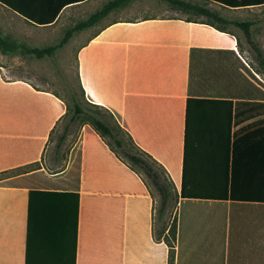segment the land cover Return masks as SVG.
Here are the masks:
<instances>
[{
    "label": "crops",
    "instance_id": "0c3cea01",
    "mask_svg": "<svg viewBox=\"0 0 264 264\" xmlns=\"http://www.w3.org/2000/svg\"><path fill=\"white\" fill-rule=\"evenodd\" d=\"M7 1L48 18L66 0ZM95 1L63 6L49 24H35L0 3V26H66L98 11L87 9ZM185 1L239 21H251L240 11L264 8ZM119 11L89 28L98 29L77 48L79 81L86 99L113 113L167 170L174 185L170 207L160 216L153 190L90 128L80 131L65 165L49 170L46 152L66 103L27 80L8 78L0 65V173L24 168L14 184L0 182V264H169L171 251L173 264H264V93L233 99L228 197H180L187 116L188 184L199 193H224L226 109L200 102L225 97L226 62L219 50L233 51L235 65L239 58L264 83V46L252 33L254 50L237 32L161 0H134ZM78 152L80 165L72 168ZM71 193H78L77 218ZM174 220L171 248L165 236Z\"/></svg>",
    "mask_w": 264,
    "mask_h": 264
},
{
    "label": "trees",
    "instance_id": "16d2710c",
    "mask_svg": "<svg viewBox=\"0 0 264 264\" xmlns=\"http://www.w3.org/2000/svg\"><path fill=\"white\" fill-rule=\"evenodd\" d=\"M84 0H66L64 3L60 4L58 9L52 13V15L48 18L39 17L33 15L30 11L20 8L19 6L15 5L12 2H6V0H0V3L16 12L17 14L23 16L25 19L35 23V24H49L56 20L58 13L60 12L63 6H67L68 4H73L77 2H81ZM134 0H110L106 4H104L98 11L91 14L86 19L80 20L72 27L66 30L64 37L56 44L49 45L45 47H31L26 43L20 42L16 38H12L10 36H4L0 33V51L3 54H10V55H17L21 54L23 56H31L36 59H44V58H52L56 55L57 51L63 48L70 39L74 36V34L87 30L94 25L100 23L104 18H106L110 13L113 11H117L129 5ZM166 2L170 7L181 10L185 13L194 14L196 16H204L208 22V24L215 26L217 29L221 31H228L230 26L237 27L241 29L251 47L254 50H258L257 44L252 40V32L251 28L254 25L253 21H239V20H230L226 17H223L219 12L207 8L203 5L185 1V0H161ZM212 2H216L221 4L225 7L229 8H243L248 6H261L264 5V0H210ZM197 49H193L192 54L196 52ZM220 53L224 55V59L226 62V94L224 99L220 101H211L200 99V102H216L221 103L224 105L226 109V123L224 126V135L222 137V144L221 146L226 150L223 157V162L225 165V177H226V184L224 188V193H220V188H216L213 193H199L196 190V187L191 186L188 184V151H189V142H190V122L187 116V123H186V148H185V159H184V173H183V183L181 188L180 197L182 198H213V199H224L228 197L229 192V185H228V178H229V154L231 152L232 144V128L235 120L236 115L234 114V103L233 99H241V100H254L258 99L261 96V89L256 86L247 76L246 74L253 78L258 84L264 86L254 74L253 72L241 62L239 58L236 59V65L234 61V52L231 50H219ZM242 67L244 72H241L239 67ZM83 96L89 106L93 107L91 109H87L78 97H72L71 102L67 103V101L59 96L58 94L54 93L58 97H60L63 101H65L67 106L66 114L61 118V121L64 120L65 117L68 116L69 113V122L73 123L78 118L84 117L87 119L84 124H87L90 129L97 132L108 144L110 149L121 159L125 162L133 171L138 173L143 180L145 181L146 185L151 189L152 186L158 192L159 195V208L158 212L160 216H163L167 213L170 204L174 198L173 194V181L169 176L167 170L158 162L156 161L151 155L143 151L140 147L137 146L135 141L133 140L132 136L127 132V130L120 124H117L115 121V116L111 113L108 109L90 103L86 97L84 89L82 88ZM57 124V126L59 125ZM57 126L54 127L51 137ZM68 127L66 125L65 129ZM264 131V130H262ZM261 131V132H262ZM125 136L129 138L131 145L125 140ZM65 137L64 135L60 137V140H63ZM133 148H132V147ZM136 150V151H134ZM148 158V159H146ZM81 161V153L78 152L76 158L73 162V166L80 165ZM151 161V162H150ZM221 162V161H219ZM39 165V163H36ZM24 168H17L11 171H6L0 173V182H5L9 184H14L18 179L15 176H18L22 173ZM147 178H146V177ZM75 197L76 201V218L78 215V193H71ZM77 221V219H76ZM176 222L175 220L172 222L168 229V233L165 236V240L167 244L172 248L173 243L176 239ZM174 256L173 252L171 251L169 264H173Z\"/></svg>",
    "mask_w": 264,
    "mask_h": 264
},
{
    "label": "rangeland",
    "instance_id": "374dc122",
    "mask_svg": "<svg viewBox=\"0 0 264 264\" xmlns=\"http://www.w3.org/2000/svg\"><path fill=\"white\" fill-rule=\"evenodd\" d=\"M104 3V0H96L87 9L90 10V13H92L95 10L101 8ZM234 12L238 11L225 9L223 14H231ZM239 14L241 18L254 22V26L251 28L252 33L254 34L255 38L258 39L259 45L263 47L264 8L257 11L243 10L240 11ZM9 15V13L4 14L5 17H8ZM113 15L118 17L121 15V12L119 10L115 11L112 16ZM82 18L84 17L76 19L74 18L71 20V23L66 26L40 28L34 26L26 27L24 25H16L12 27L0 26V30L5 32V34L8 33L20 42L26 43L31 47H45L58 43L64 37L66 30L72 27L73 24ZM196 18L203 19L202 17ZM97 29V27H94L92 29L85 30L81 34H74V38L69 41V43L64 48L59 49L56 55L52 58H44L39 60L31 56H23L21 54L10 55L0 52V65L7 68V71H5V76L8 78H21L27 80L38 89L50 90L58 94L64 98L67 103H72V97H78V99L87 109L94 111L92 109L93 107L89 106V104L86 102L82 93L77 68L76 52L79 45L92 36ZM229 30L237 32L239 36L245 39L244 33L241 29L230 26ZM247 61L250 63L252 68L257 71L260 70L259 66L254 64V62L248 59ZM70 114L71 113H69L68 116L65 117L63 121H61L52 134L44 161L49 170L55 171L65 165L71 149L78 142L80 131L83 129V127L89 128L87 124H84V122L87 121V119L84 117H80L75 122L68 124ZM115 121L117 124L121 125L120 121L116 117ZM66 125H68V127L65 129ZM63 135L65 138L60 140V137ZM124 137L128 144L131 145L129 138L125 135ZM151 189L157 198V206H159L160 198L158 192L153 186ZM169 213L170 212H168V214ZM167 221L168 220H163V223H166Z\"/></svg>",
    "mask_w": 264,
    "mask_h": 264
}]
</instances>
